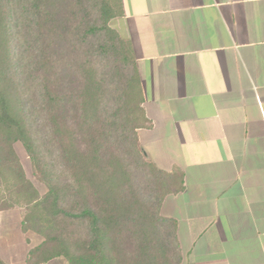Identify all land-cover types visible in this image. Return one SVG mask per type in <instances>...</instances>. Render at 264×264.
I'll use <instances>...</instances> for the list:
<instances>
[{"label": "trees", "instance_id": "16d2710c", "mask_svg": "<svg viewBox=\"0 0 264 264\" xmlns=\"http://www.w3.org/2000/svg\"><path fill=\"white\" fill-rule=\"evenodd\" d=\"M122 16L121 0H0V212L21 210L20 230L41 238L23 264L182 263L160 207L183 174L140 147L150 122L131 44L111 26Z\"/></svg>", "mask_w": 264, "mask_h": 264}, {"label": "crops", "instance_id": "0c3cea01", "mask_svg": "<svg viewBox=\"0 0 264 264\" xmlns=\"http://www.w3.org/2000/svg\"><path fill=\"white\" fill-rule=\"evenodd\" d=\"M121 1L111 26L131 44L150 122L140 147L183 174L160 207L181 264H264V0ZM7 241L1 259L23 264L32 245Z\"/></svg>", "mask_w": 264, "mask_h": 264}, {"label": "rangeland", "instance_id": "374dc122", "mask_svg": "<svg viewBox=\"0 0 264 264\" xmlns=\"http://www.w3.org/2000/svg\"><path fill=\"white\" fill-rule=\"evenodd\" d=\"M15 151L27 177L34 183L39 191L43 192L44 188L32 177L30 164L22 146L20 144H16ZM15 210L17 209L0 212L1 233L3 234L2 239L0 240V249L6 248V245H8L7 239L11 236L13 237L14 242H16L18 245H24L26 240L28 245L32 246L38 244L41 241V238L32 232L23 233L21 230H18L20 229L17 224L18 213L19 218H21L22 211L20 210L17 212ZM12 223H14V225H12Z\"/></svg>", "mask_w": 264, "mask_h": 264}]
</instances>
